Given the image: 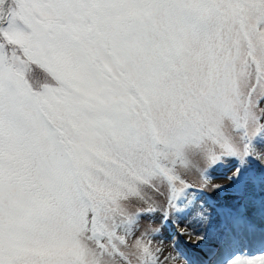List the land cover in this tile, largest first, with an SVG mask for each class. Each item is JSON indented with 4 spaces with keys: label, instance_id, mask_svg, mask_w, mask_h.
Masks as SVG:
<instances>
[{
    "label": "snow or ice",
    "instance_id": "6c2138e0",
    "mask_svg": "<svg viewBox=\"0 0 264 264\" xmlns=\"http://www.w3.org/2000/svg\"><path fill=\"white\" fill-rule=\"evenodd\" d=\"M262 103L264 0H0V264L175 260L158 228L127 238L149 189L167 188L164 223L191 211L177 166L193 156L204 187L235 161L248 205L224 213L209 264H264L239 252L241 233L264 245V165L247 175Z\"/></svg>",
    "mask_w": 264,
    "mask_h": 264
},
{
    "label": "rangeland",
    "instance_id": "374dc122",
    "mask_svg": "<svg viewBox=\"0 0 264 264\" xmlns=\"http://www.w3.org/2000/svg\"><path fill=\"white\" fill-rule=\"evenodd\" d=\"M260 107L264 108V103ZM257 151H264V144H258ZM235 163L233 160L224 159L212 171V175L216 179H213L207 187H204L205 179L203 176L205 162L200 157H191L187 166L178 165L177 171L191 185L193 190L189 193V199L194 201L191 211L180 218L178 225L173 223L177 219L176 216H171L168 222L164 223V214L168 208L167 188L166 186H161L159 192L149 189L148 195L151 197L149 203L156 211L141 218L135 235L127 238L129 243L135 239V236H139L145 228L151 226V228L160 229L158 235L152 240V247H160V241H163L162 247L164 251L160 257L161 260L169 253L176 257L175 260L166 261L165 264H209V261H214L217 255L212 250H209V246L214 245L213 238H204L198 242L197 236L203 235L202 232H205V234L209 232L217 243L220 239V233L227 228L224 213L237 209L240 212H245L248 209L247 200L230 186V181L227 179L233 174ZM262 165H264V161L252 160L248 165L247 175H259L262 171ZM212 184H222L225 187L221 191H212ZM202 188L203 192L200 191ZM197 196L199 198L195 199ZM129 206L133 210L140 211L148 207L147 204L140 200H134ZM200 208L204 211H200ZM252 215L255 217L256 213L253 212ZM185 228L187 232L182 235L181 230ZM190 233L192 234L189 235ZM241 236L243 243L239 246V252L244 257L250 258L251 255L262 252L258 251L264 245L258 243L251 236L243 237L242 233ZM254 244V253L246 255L247 249L253 247ZM204 256L206 258H203ZM129 259L132 264H136L135 257H129ZM121 264H127V262L122 261Z\"/></svg>",
    "mask_w": 264,
    "mask_h": 264
},
{
    "label": "bare ground",
    "instance_id": "6f19581e",
    "mask_svg": "<svg viewBox=\"0 0 264 264\" xmlns=\"http://www.w3.org/2000/svg\"><path fill=\"white\" fill-rule=\"evenodd\" d=\"M200 211H204L203 209H199ZM207 233V232H206ZM202 236H204V238H207V239H209V238H213V242H214V245H211V246H209V250H212V252L215 254V255H217L218 254V252H217V250H218V248L216 247V245H217V243L215 242V240H214V237L208 232L207 234H205V232L203 233L202 232ZM254 246H255V244L253 245V247H250L249 249H247V253H246V255H251V254H253L254 253ZM262 251V252H261ZM258 252H261L260 254L259 253H256V254H253V255H251V259H254V260H259V258L262 256V255H264V246L260 249V251H258ZM206 256V255H205ZM203 257V258H206V257Z\"/></svg>",
    "mask_w": 264,
    "mask_h": 264
},
{
    "label": "trees",
    "instance_id": "16d2710c",
    "mask_svg": "<svg viewBox=\"0 0 264 264\" xmlns=\"http://www.w3.org/2000/svg\"><path fill=\"white\" fill-rule=\"evenodd\" d=\"M32 74H33L34 78L38 81H43V79L46 75L44 73V71L37 66H33Z\"/></svg>",
    "mask_w": 264,
    "mask_h": 264
}]
</instances>
